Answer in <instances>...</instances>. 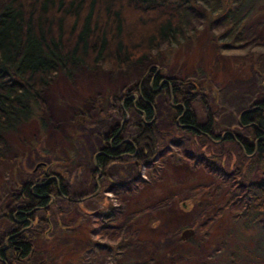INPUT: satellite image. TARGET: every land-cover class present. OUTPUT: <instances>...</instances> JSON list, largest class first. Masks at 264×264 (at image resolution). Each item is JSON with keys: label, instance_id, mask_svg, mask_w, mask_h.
I'll list each match as a JSON object with an SVG mask.
<instances>
[{"label": "trees", "instance_id": "16d2710c", "mask_svg": "<svg viewBox=\"0 0 264 264\" xmlns=\"http://www.w3.org/2000/svg\"><path fill=\"white\" fill-rule=\"evenodd\" d=\"M263 6L264 0H0V158L7 151L8 137L24 124L34 122L43 137L46 135L41 91L58 73L71 79L79 67L96 70L103 65L116 70L139 63L161 41L170 46L186 42L193 34L190 24L198 15L210 21L212 14L222 15L228 25L216 37L238 43L242 25ZM148 65L147 72L124 97H105L114 106L113 100L119 101L122 115L99 132L101 144L91 156L90 173L91 180L96 179L98 184L89 195L74 197L69 192L74 175L67 165L74 155L64 166L53 161L38 168L39 179H35L39 181L12 182L14 195L10 192L8 202L0 208V264H25L36 247H44L46 253L56 251L46 262L58 264L59 244L49 234L51 205L56 206L58 200L75 201L85 212V198L108 194L118 186L105 170L123 158H129L137 173L165 165L168 151L159 142L156 124L158 97L169 100L176 130L192 139V150L179 147L183 159L194 169L219 178V188L225 189L224 201L214 212L202 211L198 229L204 239L196 241L193 235L183 241L178 237L181 243L195 246L187 257L193 256L196 264H264V96L253 99L238 114L236 123L244 134L221 131L210 112L205 123L198 120L193 105L196 101L203 104L206 94L198 95L193 81L179 80L159 71L153 63ZM261 87L264 94V79ZM104 106L102 103L101 108ZM130 110L141 118L132 123L134 131L124 123ZM133 181L131 178L121 185L126 187L123 194L127 198L135 191L129 189ZM98 187L101 192H97ZM206 193L211 200L213 195ZM100 201L104 207L109 203L106 198ZM199 203L194 200L187 207L181 200L175 209L182 215ZM227 211L233 223L241 221L244 231L256 227L258 235L250 238L234 226L220 232L218 221L226 220ZM111 214L97 222H113ZM42 222L41 230L36 228ZM95 225H78L76 236H86L89 244L97 233ZM180 225L179 229L185 227ZM156 229L161 231L158 225ZM209 242L218 246L213 248ZM200 246L207 248L206 257L201 255Z\"/></svg>", "mask_w": 264, "mask_h": 264}, {"label": "rangeland", "instance_id": "374dc122", "mask_svg": "<svg viewBox=\"0 0 264 264\" xmlns=\"http://www.w3.org/2000/svg\"><path fill=\"white\" fill-rule=\"evenodd\" d=\"M211 17L210 21L198 15L190 24L193 34L186 42L170 46L161 41L139 63L116 70L103 65L96 70L79 67L71 79L58 73L53 82L41 91L45 102L42 113L46 135L43 137L38 124L28 122L14 136L8 137L7 151L0 158V208L8 202L6 198L10 192L14 195L12 182L15 179L20 183L39 181L35 177L38 178L37 173L41 170H34L38 162L50 166L56 161L64 166L72 155L74 160L67 165L74 175L69 192L74 197L89 195L95 186L90 175L93 168L91 156L101 144L99 132L111 121L120 120L122 115L119 101L113 98L114 106L105 97H124L147 72L149 63L179 80L193 81L198 95L206 94L203 104L196 101L193 105L200 122L205 123L210 112L219 130L244 134L236 123L238 114L249 107L253 99L264 96L261 87L264 79V6L242 25L243 33L238 43L217 38L216 35L225 31L228 24L220 14L214 13ZM155 56L159 59L156 60ZM102 103H105L104 108H101ZM110 110L113 113L109 115ZM171 116L169 100L158 97L156 124L159 142L168 151L164 166L157 164L154 169L137 173L129 164V158H123L105 170L106 176L118 186L109 189L111 192L108 194L101 192L96 199L94 196L85 198V212L75 201L58 200L56 206L49 207V234L59 244L58 264H196L193 256L187 257L192 255L195 246L180 242L183 229L178 226L184 224L193 228L196 241L204 239L203 232L198 229L203 219L202 211L214 212L224 201L225 189L219 188V178L194 169L183 159L179 147L192 150V139L176 130ZM140 119L130 110L124 123L134 131L132 123ZM131 178L134 181L129 183V189L135 191L127 198L123 194L126 187L121 185ZM206 192L213 195L211 200H207ZM189 197L200 203L181 215L175 209L177 203L194 201H189ZM104 198L115 206L111 209L113 216H110L113 222L95 223L93 230L97 233L92 236L94 241L89 239L88 244V238L84 239L86 236H76V227L79 225L81 228L84 223L90 226L95 213L107 209L99 203ZM229 214L227 211L225 221H218L220 232L234 226L237 232L239 230L250 238L258 235L259 229L252 226L244 231L242 222L233 223ZM157 225L161 231L156 229ZM42 226L43 222L36 228L41 230ZM87 231L86 228V234ZM209 243L213 248L218 246L217 243ZM200 247L201 255L206 257L207 248ZM43 249L36 247L25 264H38L40 260L48 264L56 251L46 253Z\"/></svg>", "mask_w": 264, "mask_h": 264}, {"label": "flooded vegetation", "instance_id": "af4514ba", "mask_svg": "<svg viewBox=\"0 0 264 264\" xmlns=\"http://www.w3.org/2000/svg\"><path fill=\"white\" fill-rule=\"evenodd\" d=\"M41 166H43V165H41ZM41 166H37V165H36L35 168H34V170L40 168ZM104 175H105V174H104ZM99 176H100V175H99ZM97 184H98V183H97V180L95 179V186H96ZM97 189H98L97 192H101V191H100L101 189H100L99 187H98ZM107 191H108V190H107ZM109 192H111V191H109ZM99 195H100V194L97 193V194L94 195V197H95V196H99ZM193 200H194V199H193ZM189 201H190V200H189ZM190 202H191V201H190ZM190 202H184V204H182V205H186V206L188 207V206L190 205V204H189ZM99 203H100V206H103V207H104L102 201H100ZM108 206H111V205L108 204V205L105 206V207L107 208L106 210H101L100 212L95 213L97 216L95 215L94 220L91 221V222L98 223L97 220L100 219V218H103V217H106V218L108 219V213H109L110 211H111V213H112V210H111L112 208H109ZM105 207H104V208H105ZM90 212H91V211H89L88 214H90ZM104 213H105V214H104ZM103 220H104V219H103ZM91 222H90V223H91ZM103 222H104V223H107V222H105V221H103ZM94 228H95V227H94ZM184 228H186V227H184ZM184 228H182V229H184Z\"/></svg>", "mask_w": 264, "mask_h": 264}, {"label": "water", "instance_id": "95a60500", "mask_svg": "<svg viewBox=\"0 0 264 264\" xmlns=\"http://www.w3.org/2000/svg\"><path fill=\"white\" fill-rule=\"evenodd\" d=\"M193 234H194V230L192 228H186L181 233V239H188Z\"/></svg>", "mask_w": 264, "mask_h": 264}]
</instances>
